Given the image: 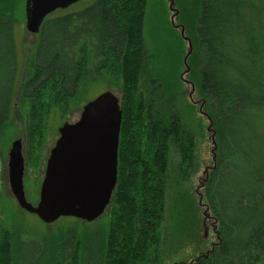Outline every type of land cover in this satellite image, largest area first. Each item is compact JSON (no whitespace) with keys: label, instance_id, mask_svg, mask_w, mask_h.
Returning a JSON list of instances; mask_svg holds the SVG:
<instances>
[{"label":"trees","instance_id":"16d2710c","mask_svg":"<svg viewBox=\"0 0 264 264\" xmlns=\"http://www.w3.org/2000/svg\"><path fill=\"white\" fill-rule=\"evenodd\" d=\"M145 1L91 0L43 19L18 87L27 144L49 109L64 111L79 89L118 88L116 182L93 226L69 218L50 233L0 228V264H161L168 196L189 174L193 142L175 108L174 75L162 78L155 52L145 49ZM16 5L0 0V128L10 122L17 84ZM188 38V80L213 135L200 190L217 237L191 264H264V0H198Z\"/></svg>","mask_w":264,"mask_h":264},{"label":"rangeland","instance_id":"374dc122","mask_svg":"<svg viewBox=\"0 0 264 264\" xmlns=\"http://www.w3.org/2000/svg\"><path fill=\"white\" fill-rule=\"evenodd\" d=\"M24 1L16 0L13 14L15 23L13 37L18 60L17 84L13 94V109L9 124L0 128V228L21 227L33 229L39 233H50L61 225L72 222L69 217L59 218L53 223L43 224L35 215L20 210L10 194L6 180L7 153L12 141L19 139L22 146L24 171L22 188L26 201L34 205L38 199V190L43 177L45 160L49 149L57 139V128L63 123H73L78 119L82 105L99 93L110 90L102 82L79 89L75 97L60 111L51 107L44 119L40 135L28 143L26 102L18 96L19 84L30 70V60L35 49L37 35L28 33L24 27ZM91 0H80L65 9H58L49 15L58 16L80 9ZM198 9V0H146L143 18V42L146 51L155 52L154 64L164 75L173 74L175 89V108L180 112L179 119L184 129L190 133L193 142V163L188 176L180 182L179 189L168 196V206L172 211L171 220L165 217L161 229V264H191L197 257L206 254L216 243L215 223L202 200L201 183L207 170L213 163V135L208 119L202 112V101L194 86L188 80V57L191 45L188 36H192L194 17ZM188 40V41H187ZM169 57V58H166ZM196 75V73H195ZM144 91L145 83L141 82ZM118 99L120 90H111ZM172 174V170H170ZM188 195L185 198L184 195ZM170 199V200H169ZM167 201V199H166ZM191 206H186L187 203ZM191 210V213L189 212ZM174 212V214H173ZM106 216V208L99 217ZM181 222V223H180ZM98 221L80 224L93 226ZM182 231V229H184ZM25 229V230H26ZM25 245L27 242L23 241ZM38 251V247H26ZM32 253V252H31Z\"/></svg>","mask_w":264,"mask_h":264},{"label":"water","instance_id":"95a60500","mask_svg":"<svg viewBox=\"0 0 264 264\" xmlns=\"http://www.w3.org/2000/svg\"><path fill=\"white\" fill-rule=\"evenodd\" d=\"M78 1L25 0V30L37 34L48 14ZM119 125V99L111 90L86 101L75 122L57 129L34 205L24 197L19 140L13 141L7 153V182L17 206L45 225L66 217L84 223L98 219L116 182Z\"/></svg>","mask_w":264,"mask_h":264},{"label":"flooded vegetation","instance_id":"af4514ba","mask_svg":"<svg viewBox=\"0 0 264 264\" xmlns=\"http://www.w3.org/2000/svg\"><path fill=\"white\" fill-rule=\"evenodd\" d=\"M37 35V41H38V33L36 34ZM37 41H36V43H37ZM36 46V45H35ZM59 128V127H58ZM57 128V129H58ZM57 135H58V132H57ZM16 140H19V139H16ZM15 141V140H14ZM13 142V141H12ZM11 142V143H12ZM55 142V141H54ZM19 146H20V153H21V157H22V165H23V168H22V178H23V171H24V159H23V156H22V146H21V143H20V140H19ZM52 148V147H51ZM50 148V149H51ZM49 149V150H50ZM46 161V160H45ZM6 168H7V162H6ZM43 173H44V171H43ZM6 180H7V172H6ZM7 186H8V182H7ZM8 189H9V187H8ZM10 191V190H9ZM11 194V193H10ZM12 196V195H11ZM13 197V196H12ZM25 197V196H24ZM14 199V198H13ZM15 201V200H14ZM28 202V201H27ZM20 210H22V209H20ZM24 211V210H23ZM25 212V211H24ZM33 215V214H32Z\"/></svg>","mask_w":264,"mask_h":264}]
</instances>
